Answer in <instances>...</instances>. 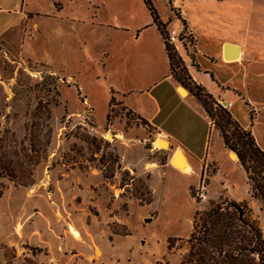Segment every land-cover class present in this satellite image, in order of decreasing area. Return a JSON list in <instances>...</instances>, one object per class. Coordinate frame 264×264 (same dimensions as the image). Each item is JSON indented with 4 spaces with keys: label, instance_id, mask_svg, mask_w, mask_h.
<instances>
[{
    "label": "rangeland",
    "instance_id": "1",
    "mask_svg": "<svg viewBox=\"0 0 264 264\" xmlns=\"http://www.w3.org/2000/svg\"><path fill=\"white\" fill-rule=\"evenodd\" d=\"M151 3L169 19L166 39L174 29L185 38L181 15L190 20L212 54L202 69L237 88L224 92L229 111L264 149V0ZM151 24L142 0L0 1V27L10 26L0 41V264H181L194 213L229 201L222 184L264 235L261 205L249 206L245 175L213 131L204 156L216 175L207 167L199 202V164L175 170L172 148L157 149L160 137L110 93L120 76L154 66ZM137 31L146 43L134 44ZM223 43L242 46L248 73L221 63Z\"/></svg>",
    "mask_w": 264,
    "mask_h": 264
},
{
    "label": "crops",
    "instance_id": "2",
    "mask_svg": "<svg viewBox=\"0 0 264 264\" xmlns=\"http://www.w3.org/2000/svg\"><path fill=\"white\" fill-rule=\"evenodd\" d=\"M0 1L4 2V0ZM153 6L157 13L159 22L163 25H166L167 22H169L167 15H160L155 5ZM182 16L183 15H181L180 18L181 23L183 26H187V34H185L186 37L180 38V34L183 32V29L181 31H176L175 29L172 30L175 31L177 38L176 42L169 46L172 48V51L178 58L179 63L181 62L186 68L190 77V81L193 84L202 87L206 94H208L215 103L221 102L222 104H226L225 109L235 120L234 114L229 111L233 106L230 104V102H226L228 95H224V92H236L237 88H230L229 84H224L223 86L211 71H208L207 68L202 69V64L199 61V57H211V51L200 43L195 29L191 26L190 20L186 18L185 15L184 17ZM150 19L152 23L151 26L157 32L152 37L154 39V66H151L150 70L146 71L145 73L138 75H122L117 79L118 81H116V84L109 85L108 89L114 98L122 103V106H124L126 110L130 111L133 115H136L138 120L144 122L145 127L151 128L154 131L155 136H158L167 142L169 147L172 148L173 152L178 151L182 154L185 162L190 168V172L183 175H189L194 170L189 160L192 159L199 164L197 166L199 171L198 176L201 175L202 172L207 169V167L214 169V172H212L209 177V180H211L216 175L214 161H211L210 159H207L206 156H204L205 150L208 149L209 134L211 131L214 132L220 147L224 148L225 150L226 148L223 145L218 131L215 129L212 121L207 117L198 101L193 98L185 88L186 95L184 97L179 93L181 85L171 74L164 39L160 35L156 25L153 24L151 17ZM180 19L178 20L179 22ZM9 29L10 26L3 28L0 27V41L3 40L2 36H4V33L9 31ZM141 34L142 33L137 31L136 36L132 38L133 42H135L134 44L137 43L141 45L142 42H147L145 41L147 39V35ZM146 45H148V43ZM225 45H227L230 50H233L234 48L238 49L239 56L237 59L233 60L234 62H225V58L223 56V47ZM142 47V51L148 53V46L146 49L144 45ZM187 52H192L193 55L190 56L187 54ZM218 56L222 64H236L240 66L244 72L248 73L247 69L243 65L245 54L240 44H221ZM200 75L208 77L211 81L216 82L220 93L210 94L209 91L206 90L204 83L200 80ZM239 96L244 100L245 97L243 92H240ZM246 103L249 104L248 101ZM226 151L231 158V154L234 153L229 152L228 150ZM234 156V161L237 162L236 155L234 154ZM173 158L174 156L170 162L171 166ZM201 161H203L202 164H200ZM135 166L133 165V167ZM124 168L126 169V167ZM246 187L248 199L249 188L247 183ZM222 191L229 201H233L235 203L243 202H236L232 198H229L227 196L228 191L227 189L223 188V184ZM213 196H217V194L214 193ZM254 202L256 201L250 202L249 206L253 208V206H255Z\"/></svg>",
    "mask_w": 264,
    "mask_h": 264
},
{
    "label": "trees",
    "instance_id": "3",
    "mask_svg": "<svg viewBox=\"0 0 264 264\" xmlns=\"http://www.w3.org/2000/svg\"><path fill=\"white\" fill-rule=\"evenodd\" d=\"M142 2L164 39L171 74L198 101L218 131L226 150L236 155L238 165L246 176L249 198L259 202L264 212V150L258 147L250 130L242 128L202 87L190 81L186 68L178 65L179 60L165 37V25L159 22L151 0ZM175 68L180 70L183 79L173 73ZM43 107V103L38 102L33 116L40 112L43 114ZM44 114L48 119V108ZM242 204L233 201L211 202L206 211L195 212L186 241L188 250L182 256L181 264H264V235L244 217Z\"/></svg>",
    "mask_w": 264,
    "mask_h": 264
},
{
    "label": "bare ground",
    "instance_id": "4",
    "mask_svg": "<svg viewBox=\"0 0 264 264\" xmlns=\"http://www.w3.org/2000/svg\"><path fill=\"white\" fill-rule=\"evenodd\" d=\"M179 93L181 94V96H185L186 95V91L184 88L180 87L179 89ZM156 148L159 149V150H162V149H165L168 147V143L165 142L164 140L158 138L156 140V142L154 143ZM231 159L234 160L235 159V156L234 154H231ZM172 167L183 173V174H188L190 172V168L189 166L187 165V163L185 162L182 154L180 152H175L174 154V158H173V161H172ZM97 253H99V251H97Z\"/></svg>",
    "mask_w": 264,
    "mask_h": 264
},
{
    "label": "built area",
    "instance_id": "5",
    "mask_svg": "<svg viewBox=\"0 0 264 264\" xmlns=\"http://www.w3.org/2000/svg\"><path fill=\"white\" fill-rule=\"evenodd\" d=\"M176 38H177V35H176L175 31H170L168 38H167V42L170 45H173L176 42ZM216 104L219 105L220 107L224 108V109L226 108V104H222L221 102H218ZM206 175L207 174H206V170H205L204 172H202V174L200 176L202 178V180L200 181V183L198 184V186L196 188V193H195L194 199L198 200L199 202L207 201V193H206L207 192L206 191L207 186L205 183V180L207 178Z\"/></svg>",
    "mask_w": 264,
    "mask_h": 264
},
{
    "label": "water",
    "instance_id": "6",
    "mask_svg": "<svg viewBox=\"0 0 264 264\" xmlns=\"http://www.w3.org/2000/svg\"><path fill=\"white\" fill-rule=\"evenodd\" d=\"M223 56L225 59L234 60V59L238 58L239 51L236 48H234L233 50H230L229 47L227 45H225L223 47ZM237 211H238L239 215H241V209L238 208Z\"/></svg>",
    "mask_w": 264,
    "mask_h": 264
}]
</instances>
